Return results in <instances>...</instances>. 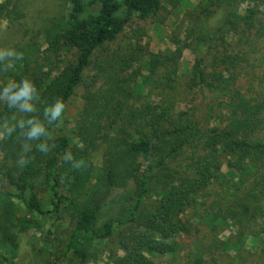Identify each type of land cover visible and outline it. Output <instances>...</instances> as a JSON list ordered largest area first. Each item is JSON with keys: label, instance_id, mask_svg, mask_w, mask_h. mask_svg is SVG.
<instances>
[{"label": "rangeland", "instance_id": "rangeland-1", "mask_svg": "<svg viewBox=\"0 0 264 264\" xmlns=\"http://www.w3.org/2000/svg\"><path fill=\"white\" fill-rule=\"evenodd\" d=\"M79 1L85 6L82 18L98 14V3ZM72 8V0H0V113L18 76L34 74L46 81L77 59L76 51L57 55L46 42L49 28L67 21ZM250 10L259 11L256 17L262 19L253 31L244 22L237 26ZM118 16L125 18L126 12ZM258 30H264V0H167L150 19L133 15L115 41L94 52L65 109L55 118L53 110L45 111L48 122L41 145L33 147L38 137L33 123L22 129L15 144L7 139V146L3 139L10 124L0 127V215L2 200L12 199L9 225L17 236L14 246L6 245L0 232V254L8 256L9 264H121L135 247V238L145 234L130 219L139 173H130L123 163L143 162L129 153L130 145L159 129L188 128L193 137L166 160L163 170L151 174L144 213L156 208L165 182L174 185L185 177L200 185L194 169L208 149H215V136L229 122V103L264 91V33ZM224 54L233 60L222 63ZM196 62L211 75L208 84H193ZM215 73H223L226 81ZM20 110L15 124L36 111L27 102ZM61 137L71 142L65 155L55 143ZM251 140L264 142V126ZM223 144L217 146L219 155L213 151L203 160L211 163L210 184L202 186L196 203L181 216L189 233L168 239L177 243L172 255L145 252L154 264H264V162L247 158L244 168L238 164L239 154H230ZM154 158L160 159L156 152ZM52 159L58 162L60 195L78 196L76 177L85 169L90 178L79 202L101 208L98 228L109 220L122 222L110 238L85 242L84 258L81 247L70 246L77 235L74 207L65 204L59 213L54 211L46 168ZM30 160L46 169L28 181L48 211L45 215L27 211L13 196ZM26 221L32 224L26 226Z\"/></svg>", "mask_w": 264, "mask_h": 264}, {"label": "trees", "instance_id": "trees-1", "mask_svg": "<svg viewBox=\"0 0 264 264\" xmlns=\"http://www.w3.org/2000/svg\"><path fill=\"white\" fill-rule=\"evenodd\" d=\"M93 1L100 5L98 14L82 18L85 6L79 0H72L73 8L67 21L61 25L54 23L46 34V42L50 45L53 53L62 55L64 51L67 53L76 51L78 54L77 59L64 64L56 76L48 77L46 81L39 79L34 74H23L18 76L15 82L8 87L9 100L6 101L4 110L0 113V127H3L6 123L10 124V129L6 131L7 134L3 139L4 146H7V139L8 143L15 144L19 138V134L22 133V129L25 126L26 129H29L30 123H33L34 127L38 126V133L36 134L38 137L35 142L33 139L35 144L33 147L41 145V142L43 143L41 137L42 131L47 129L48 117L44 118L46 112L48 109L54 110L58 101L63 102L65 109L77 88L83 82L84 72L89 66L94 52L106 43L115 41L133 15L136 14L141 19H150L162 10L163 3L167 0ZM122 10L126 12L125 18L118 16ZM257 13L259 11L250 10L246 17L238 19L237 26H240L244 22L248 26L247 31L255 30L257 28L256 25L262 23V19L256 17ZM259 31L264 33V30ZM219 60L220 58L218 57L217 61ZM230 60H233L231 55H223L222 63H227ZM217 77L224 80L223 73L218 74ZM210 79L211 75L201 68L200 62H196L194 73L192 74L193 84H208ZM26 83L30 88L29 94L21 96L19 94ZM25 102L30 104L32 109H36V111L24 114L20 122L15 124L16 114L18 111H21V105ZM229 111L227 126L220 131V135L217 134L214 138L213 144L216 146L215 149L213 148L211 151L208 149L207 155L198 162V165L194 169L197 174L196 178L200 176V185L196 184L197 180H193L192 178L181 177L180 181H173L175 176L171 174L170 180L173 181L174 185L168 182L163 184V197L158 201L156 208L148 213H144L142 206L149 194V179L151 174L163 170L166 160L170 156L181 152L185 144L190 139L193 140V137L188 135V128H178L175 131H166V133L159 129L157 132L155 131L152 137H141L130 145L129 153L133 156H140L143 159V162L138 166L135 165L136 162L134 161L133 163H127V161L123 163L124 168L128 169L129 167L130 173H139L137 179L138 190L130 219L132 222H136L139 226L143 227L145 234L135 238V247L121 264H154L145 255V252L158 255H172L176 252L177 243L168 241V239L175 237V235L189 233V227L187 223L182 221L181 216L189 206L196 203L195 197L202 190V186L206 188L210 184L209 180H211L212 175L210 174L211 169L209 166L211 163H204L203 160L209 156H213V151H215L216 155L221 150V148L217 149V146L221 145L222 147L224 142L223 146L225 150L228 147L230 154H239L237 157L238 164L241 163V166L244 168H246L247 163L245 159L247 158L258 163L264 162V142L259 141L258 143H254L251 140L252 136L264 126V91H260L259 96L254 98L241 97L236 104L229 103ZM169 137L171 139H168ZM27 138L28 136L26 135ZM55 143L59 152L64 155L68 154L71 144L69 139L61 137ZM157 151L161 153V158ZM155 152L160 158L157 161L154 158ZM32 153L39 158V152L33 150ZM114 162L116 164V160ZM35 164L36 161L34 160L26 162V168L23 172L24 178L21 177L19 180V183L16 185L17 194L13 196L24 204L27 211L45 215L48 211L45 210L38 194L28 182L29 179L33 180L36 178L38 173L40 174L41 171L46 170L44 167H38ZM57 165V160L52 159L49 161L48 167H46L50 168L47 178L49 177V180L52 182L51 190L56 199V201H53L54 211L59 213L65 204L74 207L77 220L75 233L77 235L73 236L74 238L70 246L72 248L81 247L79 254L84 258L85 242L110 238L115 230L122 225V222L109 220L98 228L97 223L102 212L101 208L93 207L89 202H79L78 199L82 194L80 192L83 189V185L90 178V174L85 169L81 170L76 177L78 188L75 192L78 196L60 195L57 190L59 185ZM213 166L216 167L217 165L213 163ZM113 177L111 173L108 176L111 180ZM176 182L179 183L176 184ZM2 201L4 212L0 215V232L4 237L5 244H12L14 246L17 236L11 231L9 225L10 208L11 205L14 206V201L8 197H5ZM31 224L26 221V226ZM26 229L28 228L26 227ZM81 234L85 236V239H81ZM0 260L5 264H9V258L6 254H0Z\"/></svg>", "mask_w": 264, "mask_h": 264}, {"label": "clouds", "instance_id": "clouds-1", "mask_svg": "<svg viewBox=\"0 0 264 264\" xmlns=\"http://www.w3.org/2000/svg\"><path fill=\"white\" fill-rule=\"evenodd\" d=\"M30 88L28 84L26 83L23 90L19 95L26 96L29 94ZM64 110V104L63 102L58 101L54 110H53V118H55L57 115H60V113ZM35 131V130H34Z\"/></svg>", "mask_w": 264, "mask_h": 264}]
</instances>
